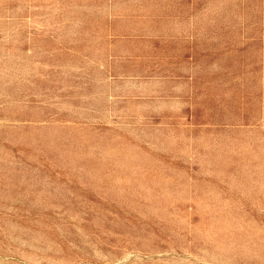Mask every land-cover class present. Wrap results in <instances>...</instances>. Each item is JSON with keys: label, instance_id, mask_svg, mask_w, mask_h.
<instances>
[{"label": "rangeland", "instance_id": "rangeland-1", "mask_svg": "<svg viewBox=\"0 0 264 264\" xmlns=\"http://www.w3.org/2000/svg\"><path fill=\"white\" fill-rule=\"evenodd\" d=\"M0 264H264V0H0Z\"/></svg>", "mask_w": 264, "mask_h": 264}]
</instances>
